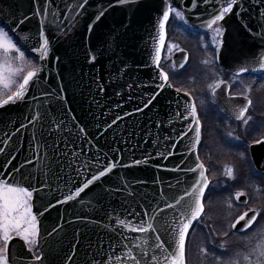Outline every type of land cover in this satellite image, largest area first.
Instances as JSON below:
<instances>
[{
  "label": "water",
  "instance_id": "water-1",
  "mask_svg": "<svg viewBox=\"0 0 264 264\" xmlns=\"http://www.w3.org/2000/svg\"><path fill=\"white\" fill-rule=\"evenodd\" d=\"M168 2L193 26L206 28L223 0H138L128 5L89 0L79 17L75 9L69 11L77 0H0V25L16 30L21 40L30 37L25 49L42 69L23 101L0 108V178L33 191L41 228L37 248L44 257L36 260L15 237L10 264H108L109 259L111 264H134L116 257L131 250L139 258L141 249L149 259L161 257L163 264L156 245L171 244L184 211V202L176 201L192 199L188 192L201 173V122L198 128L191 115L194 101L164 82L155 61L159 21ZM242 5L222 22L225 43L217 61L234 74L242 67L249 68L243 74H262L251 69L264 56V0H242ZM101 9L105 15L96 22ZM41 32L50 42L46 59L31 51L39 47ZM186 55L181 54L184 65ZM228 85L215 98L237 120L249 98L229 97ZM250 154L264 174V146L252 144ZM101 172L106 175L94 179ZM247 213L233 230H246L243 225L255 215ZM142 223L152 224L153 231L137 233L128 227Z\"/></svg>",
  "mask_w": 264,
  "mask_h": 264
},
{
  "label": "snow or ice",
  "instance_id": "snow-or-ice-1",
  "mask_svg": "<svg viewBox=\"0 0 264 264\" xmlns=\"http://www.w3.org/2000/svg\"><path fill=\"white\" fill-rule=\"evenodd\" d=\"M88 2L89 0H77L75 5L69 7V11L75 9V16L79 17L85 10ZM137 2L138 0H117V3L120 5L135 4ZM49 3H51V0H49ZM242 6V0H223L216 11L212 14L211 18L205 22V27L212 32L211 43L216 46L218 54L219 50L225 43L223 37L226 29L224 24L221 22H224L226 17L233 13L234 9L239 12L240 7ZM105 11L106 9L98 11V14L94 17L96 22L101 20V18L105 15ZM40 12L41 10L37 9V13ZM45 12H47V10H45ZM173 16L184 25H187L188 23L183 11L173 7L171 2L166 4V8L159 21V46L155 55L157 67L160 66V53L164 48L166 26L170 17ZM41 23L43 24V21H41ZM6 27L7 26L0 27V86H2L3 89V91H0V108L23 101L27 95L30 83H34L35 79L38 77V73L42 71L38 65H35L26 59L25 51L22 50L26 47L24 41H27L30 37L25 36L21 40L16 30H6ZM92 27L93 25H89L88 30L91 31ZM10 32H12L13 35H10ZM39 38L41 40L39 47L32 48L31 51L39 52L40 58L46 59L50 52V42L43 32L39 34ZM175 47H177L175 44L171 45L169 51H171V48ZM205 47H207V45H205ZM13 53L16 55L14 56ZM92 60L95 61L94 56L92 57ZM257 62L259 63V67L253 68L251 71L264 72V56L259 57ZM203 63L208 65L210 61L205 59ZM26 67L28 70L26 71V74H23ZM179 67L183 68L184 63H181ZM245 72H249V68H240L236 73V77H239ZM160 75L163 77L164 82L168 83V73L161 69ZM236 77H234V79ZM18 78H20L22 82H20ZM262 79H264V77H262ZM225 83L226 82L223 79H217L213 81V83L209 84L208 87L211 91V95L215 97L217 90L222 85H225ZM168 86L171 87L170 84ZM158 87L162 86L158 85ZM227 87L230 88L231 85H228ZM246 89L249 93L251 92L250 86H246ZM155 99L156 96H153V100ZM251 105L252 100L247 99V105L239 109L236 119L243 120L244 123L247 124L248 121L251 120V116H248L247 119H245V116ZM191 115L197 120V127L199 128V117L197 116V109L194 103L191 106ZM37 119H39V116H37ZM228 135L232 136L233 134L229 132ZM196 139L197 142L200 139L199 131L196 133ZM234 139L239 140L240 137L236 136ZM255 143L264 146V140H257ZM199 167L201 169L200 182L197 183L190 192H188V196L192 199L187 200L184 196H181L176 201V204H180L181 201L184 202L182 205L184 211L181 212L183 219L176 225L177 231L173 233V240L171 244H169L168 247H165L163 242L157 243L156 245V248L161 250L163 264H186L185 241L188 236L189 229L192 227L193 221L199 219L201 214L204 212L203 197L205 189H207L209 185L208 177L205 175L207 170L204 168L203 163H201ZM108 171L110 172L111 169ZM104 175H106V173L101 172L99 176L94 177V179H100V177ZM226 175L234 179L233 169L230 167L227 168ZM90 183L91 181L86 182L84 187L76 192V197H79L81 192L89 187ZM243 195V192H238L236 194V199L239 200ZM33 198L34 193L28 187L22 186L18 182H12L10 179L0 178V264H10L9 245L15 237L22 240L28 247V251L33 252L35 255L34 249L40 243L41 228L40 219L33 211ZM67 199L68 201H71L73 196L70 195ZM168 207L173 208L176 207V205L169 204ZM229 207H231V204H229ZM251 211H253L255 215L246 220L243 225L245 229L251 227V225L255 222L256 217L259 215L255 209H252ZM39 216H43V212L39 213ZM247 216L248 213L245 212L238 220H236L235 223L231 225V227L236 228L237 224H239L240 221L245 220ZM121 224H124V222L121 221ZM128 227L131 231L137 233H150L153 231L152 224H148L147 227H145L143 223L138 226L128 225ZM136 247L140 248L141 246L137 244ZM221 247L223 248L224 245H221ZM239 255L240 254L237 253V257H239ZM148 257L149 254L144 252L142 249L139 258L134 255L131 250H129L125 256H117L116 260L123 261L127 259L133 261L134 264H145V261H147V264H161V257H158L155 254H152L151 259ZM252 257H255V259L253 260ZM35 259L42 261L44 257L35 255ZM243 260L247 262V264H264V235H262L249 252L243 256ZM108 264H111V259H109ZM227 264H240V261L238 258L230 259L227 261Z\"/></svg>",
  "mask_w": 264,
  "mask_h": 264
},
{
  "label": "rangeland",
  "instance_id": "rangeland-1",
  "mask_svg": "<svg viewBox=\"0 0 264 264\" xmlns=\"http://www.w3.org/2000/svg\"><path fill=\"white\" fill-rule=\"evenodd\" d=\"M193 53L195 57L193 67L195 70L201 69L199 74L201 85L197 91L211 95L208 85L217 79H221V76L218 75L220 71L216 64L210 62L205 65L203 63L205 59L209 60L208 56L203 57L197 54L196 50ZM13 55L16 54L13 53ZM26 59L34 63L27 56ZM27 70L26 67L23 74H26ZM232 86L238 90L246 91L247 96L252 94V97L250 96L252 107L249 114L251 120L247 124L231 122L213 103V98L208 99L207 97L208 105H204L202 111L206 119V134L211 140L206 136L207 149L210 148L209 150H211L209 160L215 159L214 166L216 169L213 168L215 171L213 179L216 181H214L215 183H213L207 196L209 214H206L205 219L195 227L190 237L188 245L189 264H227L230 259L237 258L240 264H247L243 260V256L264 235V179L258 177L260 175L256 173L248 158V150L243 146L245 144L247 147V142L253 143L259 138H264V79L261 83H251V79L246 81L235 80ZM246 86L251 87L250 95ZM0 91H3L2 86H0ZM247 130L249 131L248 136L245 134ZM229 132L233 135L229 136ZM223 136L229 138V141L225 142ZM236 136H239L240 139H234ZM209 163L213 167L211 162ZM229 167L233 169L234 179L226 175V169ZM248 186L256 193L249 195L251 196L249 197V204L245 207L237 202L236 194L238 192L235 191H244ZM243 208L257 210L259 219L249 232L239 235L232 230L231 225L243 212H241ZM221 245L224 247L222 248ZM237 253L240 254L239 257H237ZM252 259L254 260L255 257Z\"/></svg>",
  "mask_w": 264,
  "mask_h": 264
},
{
  "label": "flooded vegetation",
  "instance_id": "flooded-vegetation-1",
  "mask_svg": "<svg viewBox=\"0 0 264 264\" xmlns=\"http://www.w3.org/2000/svg\"><path fill=\"white\" fill-rule=\"evenodd\" d=\"M211 40H212V32L210 30L196 28V27L192 26L189 22L187 23V25H184L182 22H180L174 16L171 17L169 24L167 26V41H166L165 48L163 51V57H162V61H161L160 66L163 69V71L168 73L169 80L175 89H177L180 92L189 94L194 99V101L197 105V108H198V112H199V116L201 118V122H202V143L200 146L201 157L204 159L205 164L207 163L210 165L209 162H211V165H214L215 159L211 158V160H209L211 157V155H210L211 150H209L210 148L207 149V145H206L207 144V141H206L207 140L206 139L207 134H206V123L204 122L205 115L203 114V111H202L203 107H204V105H208V99L213 98L212 101L218 107V109L220 111H222V113L231 122L234 120H232V117L230 115H228L227 112H225V110L222 108L221 104L212 95H209V94L205 95V94L199 93L197 91V88L200 87V85H201V82L199 79V74H200L201 69L195 70L193 67V63L195 60L194 53H193L194 50H196L197 54H200L203 57L208 56L209 61L213 64H216L218 70L220 71V73H218V75L221 76V79H223L225 82H228L229 85H231L229 95H239V96H247L248 95L246 91H244L242 89L238 90L235 86H232V83L235 80H237V81H244L245 80L246 81V80L251 79V83H258V82L261 83V81L263 80L262 77H264V75H258V76H254V75L247 76V75H245V76L236 77L235 75L221 69L218 66L217 61H216V58H217L216 46L211 43ZM173 44H175L177 47L171 48V51H169L170 46ZM205 45H207V47H205ZM184 52H186V54H187L186 55V62H185L184 67L180 68L179 65L181 63H184V60L181 58V54L183 56ZM214 69H215V67H214ZM234 77H236V78L234 79ZM201 81L203 82V79H201ZM250 94L251 93H249V95ZM250 96L252 97V94ZM250 96H247V97H250ZM207 97H208V99H207ZM251 107H250V109H251ZM250 109H249L247 117L250 114ZM247 117L245 119H247ZM243 122L244 121H242L240 123H243ZM248 132L249 131L247 130V132L245 133L246 136H248V134H247ZM223 137H224L225 142L229 141V138H225V136H223ZM208 139H209V137H208ZM259 139H261V138H259ZM259 139H257V140H259ZM257 140H255V141H257ZM255 141H253V143H255ZM253 143L247 142V144H246L247 147L245 146V144H243L244 148L248 150V154H249V147ZM258 177L264 179L263 175H260ZM234 191H235V189H234ZM235 192H243L247 196V198H248L247 204H249V197H251L249 195L253 194L255 191H253L252 188H250L248 186L245 188L244 191L236 190ZM244 205L248 206L246 204H244ZM247 210H249V209L243 208L241 210V212L243 211L242 213H244Z\"/></svg>",
  "mask_w": 264,
  "mask_h": 264
},
{
  "label": "trees",
  "instance_id": "trees-1",
  "mask_svg": "<svg viewBox=\"0 0 264 264\" xmlns=\"http://www.w3.org/2000/svg\"><path fill=\"white\" fill-rule=\"evenodd\" d=\"M22 50H24V49H22ZM25 54H26V56L28 57V58H30V59H32L33 60V64H35V65H37V62H36V60L35 59H33L26 51H25ZM22 81V80H21ZM204 120H205V117H204ZM257 139V138H256ZM213 168H215V166L213 165V167H211V172L212 173H210V175L212 176V178L214 177V170H213ZM216 169V168H215Z\"/></svg>",
  "mask_w": 264,
  "mask_h": 264
}]
</instances>
